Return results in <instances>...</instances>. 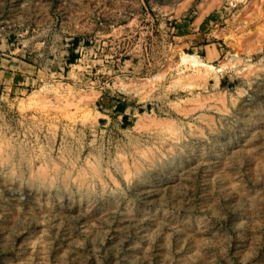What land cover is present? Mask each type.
Returning <instances> with one entry per match:
<instances>
[{"label": "rangeland", "instance_id": "rangeland-1", "mask_svg": "<svg viewBox=\"0 0 264 264\" xmlns=\"http://www.w3.org/2000/svg\"><path fill=\"white\" fill-rule=\"evenodd\" d=\"M0 168V264H264V0H0Z\"/></svg>", "mask_w": 264, "mask_h": 264}, {"label": "bare ground", "instance_id": "bare-ground-1", "mask_svg": "<svg viewBox=\"0 0 264 264\" xmlns=\"http://www.w3.org/2000/svg\"><path fill=\"white\" fill-rule=\"evenodd\" d=\"M189 58H190V55H189ZM189 58H188V56H183V60H185V61H186L187 59H189ZM191 58H192V56H191ZM191 58H190V59H191ZM195 58H196V57H195ZM193 59H194V58H193ZM197 60H198V59H197ZM197 60H194V63L196 64V66H197L198 63H200L201 65H205V66H207V68L209 67V68H211V69H214V66H213V65L206 64V63L201 62V61L199 62V61H197ZM191 61L193 62L192 59H191ZM213 73H214V72H213ZM70 120H71V119H70ZM73 120H75V119L72 118V121H73ZM92 122H93V121H92ZM96 122H97V121H96ZM90 125H91V124H90ZM180 139H181V138H180ZM175 143H176V142H175ZM10 144H11V143H10ZM177 145H180V144H177ZM8 146L10 147V145H8ZM172 146H173V145H172ZM181 146H182V145H181ZM10 148H11V147H10ZM173 148H174V147H173ZM10 150H11V149H10ZM40 153H41V152H40ZM141 154H142V153H141ZM61 155H62V154H61ZM139 155H140V154H139ZM41 156H42V155H41ZM41 156H40V158H41ZM62 156H63V155H62ZM136 156H137V155H136ZM166 157H167V156H166ZM62 158H63V157H62ZM65 158H66V157H65ZM132 158H133V157H132ZM44 159H45V158H44ZM59 159H61V157H60ZM138 159H140V157H139ZM142 159L145 160V158H142ZM156 159H157V158H156ZM67 160H68V159H67ZM151 160H152V161H151ZM151 160H150L149 162H153L154 159H151ZM158 160H159V159H158ZM68 161H69V160H68ZM62 162H64V161H62ZM135 162H136V161H135ZM144 162H145V161H144ZM149 162H148V163H149ZM155 162H156V161H155ZM71 163H72V162H71ZM145 163H146V162H145ZM6 164H7V163H6ZM69 164H70V162H69ZM115 164H116V162H115ZM133 164H134V163H133ZM142 164H144V163H141V166H142ZM146 164H147V163H146ZM149 164H150V163H149ZM149 164H147V168H149V167H148ZM152 164H153V163H152ZM152 164L150 165L151 167L154 165V164H153V165H152ZM1 165H2V164H1ZM4 165H5V164H4ZM7 165H8V164H7ZM7 165H6V166H7ZM46 165H47V164H46ZM64 165H65V163H64ZM40 166H41V165H40ZM75 166H76V165H75ZM128 166H129V165H128ZM130 166H131V165H130ZM3 167H4V166H3ZM48 167H49V165H48ZM138 167H139V166H138ZM144 167H145V166H144ZM5 168H6V167H5ZM69 168H70V167H69ZM113 168H114V167H113ZM115 168H116V167H115ZM117 168H118V167H117ZM124 168H125V167H124ZM132 168H133V167H131V169H132ZM135 168H136V167H135ZM141 168H142V167H141ZM50 169H51V168H50ZM53 169H54V168H52V170H53ZM71 169H73V168L71 167ZM126 169H127V168H126ZM129 169H130V167H129ZM152 169H153V168H152ZM0 170H1V168H0ZM74 170H76V169H74ZM114 170H115V169H114ZM133 170H134V169H133ZM150 170H151V169H150ZM150 170H149V171H150ZM7 171H9V170H7ZM39 171H40V170H39ZM109 171H110V170H109ZM118 171H119V170H118ZM128 171H130V170H128ZM128 171H127V172H128ZM136 171H137V170H136ZM51 172H52V171H51ZM54 172H55V171H53V173H54ZM56 172H59V171H56ZM56 172H55V173H56ZM72 172H73V171H72ZM106 172H107V171H106ZM120 172H122V171H120ZM124 172H125V171H124ZM141 172H142V171H141ZM155 172H156V171H155ZM44 173H45V172L43 171V174H44ZM49 173H50V172H48V173L46 172V174H49ZM53 173H52V174H53ZM108 173H109V172H108ZM108 173H107V174H108ZM116 173H118V172H116ZM128 173H129V172H128ZM131 173H132V172H131ZM144 173H145V172H144ZM37 174L39 175L40 173H37ZM37 174H36V175H37ZM41 174H42V173H41ZM46 174H45V177H46ZM57 174H58V173H57ZM59 174H60V173H59ZM84 174H85V173L83 172V176L86 175V174H85V175H84ZM90 174L93 175L92 172H91ZM102 174H103V173H102ZM107 174H106V175H107ZM111 174H112V173H111ZM126 174H127V173H126ZM126 174H125V175H126ZM141 174H142V173H141ZM141 174H139V176H140ZM145 174H146V173H145ZM176 174H178V173H176ZM74 175H75V174H74ZM74 175H72V177H73ZM78 175H79V174H78ZM92 175H91V176H92ZM99 175H100V174H99ZM99 175L97 176V178L99 177ZM112 175H113V174H112ZM112 175H111V176H112ZM118 175H119V173H118ZM120 175H121V177H122L123 174L120 173ZM127 175H128V174H127ZM127 175H126V176H127ZM133 175H134V173H133ZM42 176H43V175H42ZM54 176L57 177L56 175H54ZM54 176H53V177H54ZM80 176H81V174H80ZM89 176H90V175H89ZM95 176H96V175H95ZM95 176H94V177H95ZM113 176H115V175H113ZM131 176H132V174H131ZM135 176H137V178H138V175L135 174ZM34 177H35V176H34ZM38 177H39V176H38ZM49 177H50V175H49ZM67 177H68V176H67ZM77 177H78V176H77ZM100 177H102V176L100 175ZM105 177H106V176H105ZM117 177H118V176H117ZM133 177H134V176H133ZM144 177H145V176H144ZM181 177H182V175H181ZM41 178H43V177H41ZM50 178L52 179V176H51ZM61 178H62V177H61ZM68 178H69V177H68ZM78 178H79V177H78ZM82 178H83V177H82ZM102 178H104V177H102ZM114 178H116V177H114ZM122 178H123V177H122ZM182 178H183V177H182ZM37 179H38V178H37ZM39 179H40V178H39ZM47 179H49V178H47ZM51 179H50V180H51ZM79 179H80V178H79ZM91 179H95L94 182H96V178H91ZM100 179H101V178H100ZM104 179H105V178H104ZM130 179H131V178H130ZM130 179H129V180H130ZM178 179H179V178H178ZM56 180H57V179H56ZM62 180L65 181L64 179H62ZM62 180H61V181H62ZM71 180H72V179H71ZM80 180H81V179H80ZM84 180H85V179H84ZM125 180H127V179H125ZM35 181H37V180H35ZM53 181H54V180H53ZM72 181H74V180H72ZM77 181H79V180H77ZM88 181H90V180H88ZM91 181H92V180H91ZM97 181H98V180H97ZM104 181H105V180H104ZM110 181H111V180H110ZM110 181H109V183H110ZM113 181H114V180H113ZM113 181H112V182H113ZM40 182H41V181H40ZM40 182H39V183H40ZM79 182H80V181H79ZM82 182H83V181H82ZM92 182H93V181H92ZM92 182H91V183H92ZM94 182H93V183H94ZM99 182H100V180H99ZM107 182H108V181H107ZM116 182H117V181H116ZM126 182H127V181H126ZM136 182H137V181H136ZM136 182H135V183H136ZM45 183H46V182H45ZM45 183H44V185H45ZM49 183H50V181H49ZM52 183H53V182H52ZM60 183H61V182H60ZM89 183H90V182H89ZM113 183H114V182H113ZM129 183H130V182H129ZM137 183H138V182H137ZM58 184H59V183H58ZM61 184H63V183H61ZM64 184H65V182H64ZM86 184H88V183L86 182ZM101 184H103V181H102ZM106 184H107V183H106ZM116 184H117V183H116ZM116 184H114V185H116ZM127 184H128V183H127ZM49 185H50V184H49ZM81 185H82V184H81ZM83 185H84V184H83ZM91 185H92V184H91ZM108 185H109V184H108ZM118 185H120V184L118 183ZM122 185H123V184H122ZM129 185H131V184H129ZM135 185H136V184H135ZM39 186H40V185H39ZM46 186H47V185H46ZM63 186H65V185H63ZM73 186H74V185H73ZM75 186H76V185H75ZM77 186H78V185H77ZM84 186H85V185H84ZM105 186H106V185H105ZM137 186H139V185H137ZM53 187H54V186H53ZM80 187H81V186H80ZM80 187L78 186V188H80ZM82 187H83V186H82ZM86 187H87V186H86ZM86 187H85V189H86ZM103 187H104V184H103ZM107 187H108V186H107ZM117 187H118V186H117ZM129 187H130V186H129ZM57 188H58V187H57ZM94 188H95V187H94ZM105 188H106V187H105ZM105 188H101L102 191H103V189H105ZM157 188H158V187H157ZM83 189H84V188H83ZM87 189H91L90 186H89V188L87 187ZM106 189H107V188H106ZM106 189H105V190H106ZM119 190H120V189H119ZM148 190H149V189H148ZM74 191H75V190H74ZM78 191H79V190H78ZM83 191H84V190H83ZM86 191H87V190H86ZM121 191H122V190H121ZM140 191H141V190H140ZM149 191H151V190H149ZM137 192H138V191H137ZM141 192H142V191H141ZM81 193H82V192H81ZM115 193H117V192H115ZM152 194H154V193H152ZM147 197H148V196H147ZM154 197H155V196H154ZM82 216H84V215H82ZM127 216H128V215H127ZM135 216H136V215H135ZM132 217H133V216H132ZM138 217H139V216H138ZM143 217H144V216H143ZM125 218H126V217H125ZM135 218H136V217H135ZM141 219H143V218H141ZM123 220H124V219H123ZM134 220H135V219H134ZM136 221H138V220H136ZM144 221H145V220H144ZM156 221H157V220H156ZM159 221H160V220H159ZM127 222H128V221H127ZM130 222H131V221H130ZM154 222H155V221H154ZM162 222H163V221H162ZM125 223H126V222H125ZM133 223H134V222H133ZM140 223H141V221H140ZM155 224H156V223H155ZM157 224H160V222L157 223ZM124 225H125V224H124ZM129 225H132V224H129ZM136 225H138V224H136ZM126 226H127V225H126ZM124 227H125V226H124ZM134 227H135V226H134ZM125 228H127V227H125ZM128 228H129V226H128ZM128 228H127V229H128ZM132 228H133V227H132ZM128 230H129V229H128Z\"/></svg>", "mask_w": 264, "mask_h": 264}, {"label": "built area", "instance_id": "built-area-1", "mask_svg": "<svg viewBox=\"0 0 264 264\" xmlns=\"http://www.w3.org/2000/svg\"><path fill=\"white\" fill-rule=\"evenodd\" d=\"M2 30H5V27H2L1 28ZM22 48H25V45H23V47ZM21 58H23V60H27L28 59V56H27V51H25V53H24V55L23 56H21ZM30 59V58H29ZM61 69V68H60Z\"/></svg>", "mask_w": 264, "mask_h": 264}]
</instances>
